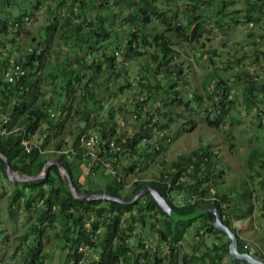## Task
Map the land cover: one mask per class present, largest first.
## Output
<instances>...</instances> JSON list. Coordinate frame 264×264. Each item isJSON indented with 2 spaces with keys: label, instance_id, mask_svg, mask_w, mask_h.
<instances>
[{
  "label": "rangeland",
  "instance_id": "1",
  "mask_svg": "<svg viewBox=\"0 0 264 264\" xmlns=\"http://www.w3.org/2000/svg\"><path fill=\"white\" fill-rule=\"evenodd\" d=\"M10 1L12 2L10 7L0 4V10L4 13L10 10L14 15H24L18 25L13 23L12 17L9 16L12 22L9 21L11 25L7 31L0 26V62L8 61L9 67L16 65L17 60L34 49L36 42L33 41V37H36L40 41L38 46L40 51L46 49L43 65L38 74L39 85L43 91L40 100L47 103L51 98H55L54 91L61 90L56 84L62 74L58 69L64 65L62 62L65 61L66 65L69 61L73 67L78 66V61L81 62L82 57L83 63L92 62V56L88 54L93 49H88L86 46L82 50L75 37H71L67 32L68 27L63 26L67 15L75 22L80 10L74 8L75 16H73L71 4L68 2L64 4L62 0L40 2L16 0L18 6L22 8L19 10L16 3ZM223 1H226L223 9L226 17L223 18V26L219 27L215 22V14L223 6ZM157 4L162 11H178V19L173 22L179 20L184 25L188 23L189 11L186 7L198 5L197 12L201 11L205 15L202 18L204 32L200 40L185 41L182 37H178L176 32L169 33L175 52L161 62L159 56L153 58L160 47V42L156 41L154 36L157 31H163L165 27L159 19L145 28V35L151 43L138 44L136 49L141 51V54L136 55L133 52V56L126 48L127 38L124 30H137V28L129 24L123 25L121 22L116 23L115 27L120 32L118 40L106 44L105 50L98 47L99 57H102V53L109 55L116 50L118 62L116 70L106 69L97 78L94 92L100 103L95 105L89 100L83 103L84 90L75 85L72 99L62 100V104L70 105L69 111L60 113L61 120L69 117L66 118L65 129L57 135L55 131L50 133L51 138L43 154L56 160L59 154H69L80 121L77 110L82 105H86L90 110L91 127L87 133L98 134L101 123L110 120V112H113L114 116L111 120L116 123L117 133L109 139L116 146L122 147L119 161L115 166L117 171L121 173L122 169L129 166L132 161L139 160L136 169L138 173L125 175L123 193L131 191L136 179L143 181L157 179L162 171L171 170L172 163L180 157L187 156L197 149H207L212 155L211 174L213 180L218 183L212 191L226 194L228 197L224 207L226 218L232 221L230 228L236 233L238 243L242 242L243 248L248 250V253L264 260V168L260 162L256 170L251 172L247 167V160L253 148L257 147L264 151V121L260 126L254 109L242 104L243 80L240 81L237 76L240 70L246 71L248 66H254L257 73L262 71L264 74V19L257 23L253 22L254 26L243 19L248 0H209V3L203 0H158ZM128 11L130 10H124V16ZM172 11L169 13L171 14ZM89 14L92 16L94 13L90 10ZM49 22L57 26V31L52 32L51 35L45 33ZM88 29L89 26H84V31ZM104 44L105 42L100 43L101 47ZM47 45H49L48 49ZM229 61L232 64H229ZM52 71L58 73L56 79L49 77ZM30 72L31 68L25 71V73ZM80 72L82 81H87L91 76L90 69L86 67H82ZM220 80H225L231 85L230 97L234 102L226 105L227 113L219 118L217 111H213L210 95L212 85H218ZM177 91L182 101L176 99L174 102L173 98ZM207 115L211 120L219 119V124L211 123ZM148 119L151 121L149 123L151 128L158 124L153 123L158 120L160 124L168 123V126L161 131L158 124L153 130L152 137L148 141L147 139L141 141L137 146L138 153L133 155L131 150H127L126 141L138 133L143 124L149 122ZM44 133L48 134L47 131ZM28 140L32 146L42 145L45 143V134L42 131L36 132L31 134ZM59 143H62L61 148L57 147ZM79 148L75 154L79 158H75L73 164L76 177L83 189L87 188L89 179L100 183L102 179H109L114 175L109 173L101 162L90 159L87 156L88 151L80 141ZM96 162L100 164V170L88 175L89 169ZM14 182L0 172V264H27L29 251L37 244V234L31 228L36 218L37 204L27 208L24 203L27 199L25 196L16 202L12 213L10 208L12 192L17 186L23 187V182L17 184ZM101 183L104 181L102 180ZM26 193L28 195L29 192ZM172 198L175 202L182 203V195L178 191H173ZM41 204L42 200H39L38 205ZM251 206L252 212L240 217V214L247 213ZM200 224L201 222L198 221L189 228L180 250L193 253L194 248L191 244ZM43 227L46 230L39 251L43 257V264H76L75 258H68L69 254L72 256L71 250L64 243L60 227L46 223ZM144 234L149 239V246L158 247L161 250L160 254H166L167 251L163 246L156 244V237L148 229ZM228 241H230L228 236L223 234H208L204 236L201 251L206 247ZM81 247L78 249V255L81 256L78 264L83 262L90 264L99 256V246L93 248L90 245H82ZM234 260L239 259L231 257L230 264H237ZM240 261V264H251L245 260Z\"/></svg>",
  "mask_w": 264,
  "mask_h": 264
},
{
  "label": "trees",
  "instance_id": "2",
  "mask_svg": "<svg viewBox=\"0 0 264 264\" xmlns=\"http://www.w3.org/2000/svg\"><path fill=\"white\" fill-rule=\"evenodd\" d=\"M12 1L13 3L17 2L16 0ZM40 1L37 0V2ZM203 1L209 3V0ZM62 2L71 4V14L73 16H75L74 8L80 10L76 15L75 22L72 21L71 16L67 15L63 26L68 27L65 29L71 37H75L82 50L86 46H88V49L91 48L93 50H90L88 54L92 56L91 63H83V57L81 62L78 61V66L76 67L71 66L69 61L66 62V65L65 61L62 62L64 65L62 64L63 66L58 68L62 74L57 79L58 84H56L61 90L54 91L55 98H51L47 103L40 100L43 91L39 85L40 75L38 71L43 65L46 49L43 48L40 51V47H38L40 41L36 37H33V41L36 42L34 49L26 54L25 57L17 60L16 63L24 71L31 68V72L24 73L17 78L16 83L5 80V73L10 66L8 61L2 60L0 62V113L9 115L10 128L19 126L23 127L25 131L23 134L14 132L9 135H2L0 133V153L7 157L11 167L19 173L28 175L39 174L43 170L45 163L53 158L43 154V150L51 138L50 133L52 131H55L57 135L65 129V122L69 117L61 120L60 113L69 111L70 105L62 104V100L64 98L72 99V93L76 89L75 85L84 90L82 93L83 103L88 102V100L95 105L100 103V99L94 92V88L97 87V78L106 69L116 70L118 62L115 54L116 50L109 55L102 53V57L105 56V58H102L98 56V47L105 50L106 44L113 43L112 40H118L120 32L115 27L116 23L121 22L123 25L129 24L131 27L137 28V30H124L127 38L126 48L133 56V52L136 55L141 54V51L136 49L138 44L144 45V43H147L149 45L151 43L145 35V28L154 20L159 19L165 27L163 31H157L154 36V39L160 42V47L158 53L153 55V58H158L159 56V61L161 62L167 60L166 58L172 56L175 52L171 45L173 40L169 33L176 32L177 36L182 37V40L184 39L185 41H199L202 32H204L202 25L204 19L202 21V18L205 15L201 11L197 12L198 5L186 7L187 11H189L187 13L188 23L184 25L179 20L173 22L178 19V11L170 10L172 11L170 14V11L160 10L157 4L158 0H62ZM225 2L223 1V6L215 14V22L219 27L223 26V18L226 17L223 12L226 6ZM0 4L10 7L12 2L10 0H0ZM16 5L18 6V3ZM18 9L22 10L19 6ZM128 9L130 11L124 16V10ZM90 10L94 13L92 16L89 14ZM23 15H14L10 10L5 13L0 10V26L7 31L11 25L9 16L12 17L13 23L18 25L21 23ZM242 17L248 23L262 21L264 19V0H248L247 8ZM84 26H89V29L84 31ZM55 31H57L56 24L49 22L45 33L51 35ZM102 42H105V44L101 47L100 43ZM117 46L120 48L119 44ZM228 63L232 64L230 61ZM82 67L90 69L91 76L87 81H82L83 79H81L80 70ZM57 74V72L52 71L49 77L56 79L58 77ZM241 74L243 75L240 76ZM237 76L240 81L243 80L241 86L242 104L251 109L259 108L261 113H254L261 126L264 121V98H261L258 92L264 89V78H259L258 81H255L252 74L247 70H240ZM91 82H93L92 85ZM230 95L231 85L225 80L218 81V85H212L210 97L213 101V111H217L219 118L227 113L228 106L226 107V105L234 102ZM176 99L177 101H182L178 91L175 92L173 101L176 102ZM77 113L80 121L77 125V135L71 146L76 151L80 149V136L87 133L91 127L89 108L86 105H82L77 110ZM110 113V120L101 123L99 128L98 135L103 139H109L117 133L116 123L111 120L114 114L112 111ZM207 119L213 124H219L220 122L219 119L211 120L209 115H207ZM150 122H145L138 133L127 139L126 148L131 150L133 155L138 153L137 146L141 141L145 139L148 141L152 137L153 130L158 124L161 131L168 126V123L160 124V120H158L153 122L158 124L151 128L149 126ZM45 127L46 129L44 130ZM39 131L45 134V143L32 146V151L27 153L21 143L22 138L29 137ZM46 131L48 134L44 133ZM147 144L149 145V143ZM57 147L61 148L62 143H59ZM109 155L108 151L99 153V156L103 159H107ZM75 158L78 159L79 156L71 153H62L58 155L57 160L62 163L70 174L78 192L82 194L87 192L107 193L114 197L129 200L144 187L151 186L166 199L180 217L186 216L187 218H172L161 209V206L151 193H145L137 201L128 204L108 199L80 200L72 194L58 166L52 164L47 175L42 179L14 182L16 184L23 182V187L17 186L12 192L10 198L12 213H14L16 202L25 196H27V199L24 203L27 208L37 204L36 218L31 226L34 233L37 234V244L29 251L27 264H43V257L39 251L42 246V236H44L46 230L43 227L44 223L60 227L64 243L69 246L73 256L69 254L68 258H75L76 264L81 261L78 249L82 245H90L93 248L96 246L100 247L99 256L91 261L90 264H178L180 262H183V264H230V241L206 247L201 251L204 236L208 234L217 235L219 233L227 236L214 227V215L211 212H204L196 217H190L202 205L214 203L220 209L224 223L229 227L232 226V221L226 218L227 213L224 207L228 199L227 195L212 191V188H215L218 183L213 180L211 174L213 162L211 161L212 155L209 150L197 149L187 156L180 157L172 163V171H162L157 179L150 181L136 180L129 193H123L124 178L125 175L138 173L136 169L139 160L132 161L129 166L122 169L121 173L117 171L118 174L111 176L109 179H102L104 183H101L102 180L98 183L89 179L87 188L83 189L74 170L73 160ZM97 162L89 169L88 175L98 169L100 170V164H97ZM259 162L264 168V151L255 147L251 150L247 160L248 171L256 170ZM0 172L8 177L5 161L1 157ZM121 177H123L122 180ZM26 191L29 192L28 195ZM173 191H178L182 195V203H177L173 200ZM39 200H42L41 205H38ZM251 212L252 206L247 213H241L240 217H245ZM198 221L201 224L197 227L195 239L191 244L194 248L193 253L180 250L189 228ZM147 229L156 237V244L163 246L165 251H167L165 255L160 254L161 250L158 247L149 246V239L144 234ZM99 234H102V236L99 237ZM239 250L241 252H249L243 248V244L240 241ZM254 256L263 260L256 255ZM234 261L237 264L241 263L240 260ZM82 264L87 263L83 262Z\"/></svg>",
  "mask_w": 264,
  "mask_h": 264
},
{
  "label": "water",
  "instance_id": "3",
  "mask_svg": "<svg viewBox=\"0 0 264 264\" xmlns=\"http://www.w3.org/2000/svg\"><path fill=\"white\" fill-rule=\"evenodd\" d=\"M0 157L5 161L6 171H7L8 177L12 181H32V180L42 179L47 175V173L50 169V166L52 164H56L60 170V173L65 177L72 194L80 200L108 199V200H113V201H118L121 203L128 204V203H132V202L137 201L140 198V196L144 195L145 193H151L153 195V197L157 200L159 205L161 206V209L164 212H166L168 215H170L172 218H175V219H179V218L186 219L187 218L186 216L180 217V215H178L172 209V207L166 201V199L158 191H156L154 188H152L151 186L144 187L143 189L138 191V193H136L132 199H129V200L128 199H122L119 197H114V196H111L107 193L88 192L86 194H82V193L78 192L77 189L75 188V186L73 184V180H72L70 174L68 173V171L62 165V163L56 159L48 160L45 163L43 170L39 174L28 175V174L19 173L18 171H15L11 167L7 157L5 155H3L2 153H0ZM204 212H211L214 215V220H213L214 227L216 229H218L219 231L225 233L228 236V238L230 240L229 251H230V255L233 259L245 260V261L250 262L251 264H264V262L262 260L256 258L251 253L241 252L239 250L238 237H237L236 233L228 225H226L224 223L222 213L216 204H214V203L204 204L201 207H199L198 209H196L190 217H196V216H198Z\"/></svg>",
  "mask_w": 264,
  "mask_h": 264
},
{
  "label": "built area",
  "instance_id": "4",
  "mask_svg": "<svg viewBox=\"0 0 264 264\" xmlns=\"http://www.w3.org/2000/svg\"><path fill=\"white\" fill-rule=\"evenodd\" d=\"M250 25L254 26V23L250 22ZM246 70L252 74V77L255 81H258L259 78H264L263 72L261 71L260 73H257L254 66H248ZM24 73L25 71L19 65H12L11 67L8 68V70L5 73V80L7 82L16 83L17 78L21 77ZM258 94L261 98H264V89L258 92ZM254 111L255 113L256 112L261 113V111L257 107L254 108ZM0 122H1L0 133L2 135H9L14 132L17 134H23L25 132L23 127H19V126H15L12 128L9 127V123H10L9 115L0 114ZM82 135L80 136L79 141L83 143V146L88 151L87 156L90 159L98 160L99 162H101L108 169L109 173L114 175L117 174V170L115 168L117 160L119 159V154L117 153V151H121L122 148L116 146L115 143L110 141V139H103L101 136L95 133H87V134L84 133V135L83 136ZM29 138L30 136L23 137L21 141L24 150L27 153H30L33 149L30 140H28ZM107 151L110 153L109 155L110 158L108 157L107 159H103L101 156L98 155L101 152H107ZM69 153L76 154V150L72 147L69 149Z\"/></svg>",
  "mask_w": 264,
  "mask_h": 264
}]
</instances>
